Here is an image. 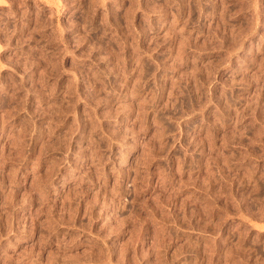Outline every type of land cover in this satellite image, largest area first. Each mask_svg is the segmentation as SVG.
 <instances>
[{
	"label": "rangeland",
	"instance_id": "rangeland-1",
	"mask_svg": "<svg viewBox=\"0 0 264 264\" xmlns=\"http://www.w3.org/2000/svg\"><path fill=\"white\" fill-rule=\"evenodd\" d=\"M0 264H264V0H0Z\"/></svg>",
	"mask_w": 264,
	"mask_h": 264
}]
</instances>
